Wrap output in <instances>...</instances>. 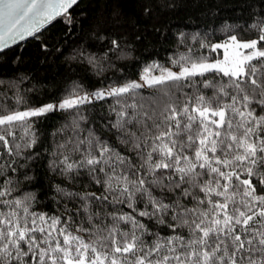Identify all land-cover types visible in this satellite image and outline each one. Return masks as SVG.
Returning <instances> with one entry per match:
<instances>
[{
    "label": "snow or ice",
    "instance_id": "1",
    "mask_svg": "<svg viewBox=\"0 0 264 264\" xmlns=\"http://www.w3.org/2000/svg\"><path fill=\"white\" fill-rule=\"evenodd\" d=\"M76 3L0 0V47L7 46L8 38L33 35L44 23L67 15ZM258 31L257 39L249 41L231 35L224 43L201 44L213 52L223 49L222 59L181 56L174 60L178 72L161 68L160 76L148 77L150 69H145L141 79L149 87L167 85L159 91L168 100L163 104L160 98L140 97L132 104L125 100L112 125L121 143L138 150L139 164L92 132L57 145L51 171L72 179V173L83 169L103 188L100 195H81L56 186L61 195L83 202L82 210L93 226L85 227L82 220L76 233H87L89 239L73 233L71 214L64 219L32 211V194L13 195L18 181L12 177L0 181V264H264V48L258 47L264 42V21ZM112 43L119 47L117 41ZM198 77L202 79L197 81ZM189 85L195 92L185 93L187 99L181 101L176 93ZM141 87L128 82L97 90L91 97L70 94L58 105L0 115V142L12 156L7 137L17 126L28 135V118L56 108L73 109L92 98L136 97L135 90ZM73 123L79 129L78 122ZM34 144L32 139L24 147ZM15 147L20 156L21 145ZM15 163L0 165V176L16 172ZM156 189L172 195L157 196ZM105 202L114 208L109 214L113 223L101 228L93 223L98 213L90 212V205L103 207ZM116 205H126L131 212L117 214L122 210ZM142 217L166 225L172 235L149 233ZM121 223L127 230L120 228ZM146 235L154 238L147 240Z\"/></svg>",
    "mask_w": 264,
    "mask_h": 264
},
{
    "label": "trees",
    "instance_id": "2",
    "mask_svg": "<svg viewBox=\"0 0 264 264\" xmlns=\"http://www.w3.org/2000/svg\"><path fill=\"white\" fill-rule=\"evenodd\" d=\"M261 21H264V0H78L67 15L57 17L33 35L0 51V115L43 105L70 94L126 83L139 77L145 69H150L148 74L161 72V68L178 69L180 66L174 64V60L181 56L207 57L208 61L219 59L220 49L213 52L201 44L213 45L228 40L231 35L239 40L257 39ZM113 40L119 47L113 45ZM260 46H264V42ZM208 75L211 78L215 74ZM165 87L167 85L138 88L136 97L107 96L73 109L28 118L31 125L28 135L25 128L17 126L13 128L14 135L7 137L12 156L0 142V165L7 167L15 160L13 167L17 169L7 171L5 176H0V181L12 177L18 181L13 195L32 194L35 197L32 211L64 219L71 214L75 217L73 233L89 239L87 233H76V226L82 220L85 227L93 226L87 220L88 213L82 210L83 202L79 197L61 195L56 186L81 195H100L103 188L83 169L77 170L78 175L72 173V179L51 171L52 153L69 138L76 135L84 138L92 132L139 164L138 150L133 151L131 145L121 143L112 125L125 100L132 104L143 97L145 100L160 98L161 104L166 102L168 98L159 91ZM200 88L208 96L212 95L211 89H203L202 85ZM194 92L195 87L189 85L176 94L183 101L187 99L185 93L191 96ZM128 111L131 113L132 109ZM74 121L78 122L79 129H75ZM32 139L35 144L24 147ZM17 144L21 145L20 156L15 155ZM28 156L32 159H27ZM78 156L79 153L74 154L73 159ZM154 192L157 196L172 195L161 193L159 189ZM139 207L142 209L144 205ZM116 208L122 210L117 214L131 212L126 205H116ZM113 211L108 202L103 207L99 203L90 205V212L98 213L93 223L101 228L111 227L113 221L109 214ZM140 219L149 233H158L161 237L172 235L166 225L147 217ZM120 228L127 230L123 223ZM180 231L187 235V229ZM153 238L145 236L147 240Z\"/></svg>",
    "mask_w": 264,
    "mask_h": 264
},
{
    "label": "rangeland",
    "instance_id": "3",
    "mask_svg": "<svg viewBox=\"0 0 264 264\" xmlns=\"http://www.w3.org/2000/svg\"><path fill=\"white\" fill-rule=\"evenodd\" d=\"M249 40H253V39H249ZM249 40H242V41H249ZM226 41H227V40H226ZM226 41L216 42V43H214V44L224 43V42H226ZM258 47L264 48V46H260V45H258ZM220 50L222 51V56H221L219 59H222V58H223V49H220ZM215 60H218V59H215ZM215 60H211V61H209V62H213V61H215ZM169 70H171V71H173V72H178V71L180 70V68H178V69H169ZM142 75H145V72L141 73V75H140L139 77H137L136 79H134V80H130V81H128V82H137V83L143 85V87H141V88L148 87V85H146V84L144 83V80L141 79V76H142ZM146 75H147L148 77H152V76H160V75H161V72L150 73V74L147 73ZM128 82H126V83H128ZM126 83H121V84H118V85L109 86V87L101 88V89H98V90H105V91H106V90L110 89L111 87H120V86L125 85ZM96 91H97V90L92 91V92H80V93H78V94H76V95H80V96H83V95H89V96L91 97V94L94 93V92H96ZM105 97H107V96H105ZM66 98H67V97H66ZM63 99H65V98H61V99H58V100H55V101H52V102H49V103H46V104H50V103H51V104H54V105H58ZM96 100H99V99L92 98V99H91V102L96 101ZM46 104H43V105H46ZM43 105L34 106V107H30V108H26V109L18 110V111H25V110H28V109H34V108L41 107V106H43ZM55 110H60V109H59V108H56ZM55 110H54V111H55ZM7 114H8V113H7Z\"/></svg>",
    "mask_w": 264,
    "mask_h": 264
},
{
    "label": "water",
    "instance_id": "4",
    "mask_svg": "<svg viewBox=\"0 0 264 264\" xmlns=\"http://www.w3.org/2000/svg\"><path fill=\"white\" fill-rule=\"evenodd\" d=\"M77 1H78V0H77ZM69 10H70V9H69ZM69 10H68V11H69ZM61 16H62V15H61ZM57 17H60V16H56L54 19H56ZM54 19H52L51 21H53ZM51 21H48V22L44 23L42 26L39 27V30H40L41 28H43L44 26H46L47 24H49ZM33 34H34V33H33ZM27 37H29V36H28V35H25L23 39H20V38H15V39L8 38L7 46H6V47H0V51L4 50V49H6V48H8V47H10V46H12V45H14V44L19 43L20 41L26 39Z\"/></svg>",
    "mask_w": 264,
    "mask_h": 264
}]
</instances>
